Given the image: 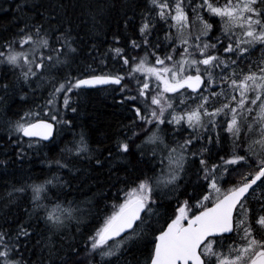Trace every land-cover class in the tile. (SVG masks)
<instances>
[{
  "label": "snow or ice",
  "instance_id": "snow-or-ice-1",
  "mask_svg": "<svg viewBox=\"0 0 264 264\" xmlns=\"http://www.w3.org/2000/svg\"><path fill=\"white\" fill-rule=\"evenodd\" d=\"M70 6L76 5L16 4L34 14L0 42V108L11 97L26 103L40 90L46 95L5 121L15 159L5 152L0 169L23 160L27 150L55 144L89 89L118 94L132 119L106 148H93L83 130L65 145L48 163L67 169L70 179L12 186L0 205V264H119L141 247L143 264H264V0H144L122 12L106 51L95 43L87 50L103 67L77 65L81 48ZM114 6L115 0H96L82 13L99 31ZM65 156L86 161L89 171L107 170L109 187L124 185L114 194L122 193V202L112 204L82 250L68 233L73 224L80 231L93 201L44 203L49 185L63 190L78 174L90 179ZM132 158L144 166L140 175L121 178ZM29 188L26 219L10 220ZM165 198H176V207L156 230L151 222Z\"/></svg>",
  "mask_w": 264,
  "mask_h": 264
},
{
  "label": "trees",
  "instance_id": "trees-1",
  "mask_svg": "<svg viewBox=\"0 0 264 264\" xmlns=\"http://www.w3.org/2000/svg\"><path fill=\"white\" fill-rule=\"evenodd\" d=\"M24 4L25 0H0V42L11 38L12 35L18 30V25L22 26L25 20L31 19L33 12L29 11L28 7H25L23 11H17V3ZM32 0H27V4H31ZM66 3L75 4V7H69L70 19L72 20L73 33L78 37L79 46L81 48L80 56L77 59V65L83 67L86 64H92L93 67H103L99 65L98 61L93 62L87 55V50L91 47L92 43H95L102 53L106 51L109 44L112 43L111 35L117 30L118 21L121 18L123 11L131 12L136 5H143L144 0H115V6L104 13L102 28L99 31L92 30L91 21L86 14L82 13V9L88 4H94L96 0H65ZM111 2V0H110ZM47 3V0H45ZM139 10V9H137ZM132 33L128 32L123 34L124 38L131 36ZM162 36V33H161ZM123 43V39H122ZM135 54V53H130ZM139 55H143L140 51ZM261 57L260 51H255L252 54L253 60H258ZM112 62H110L111 64ZM2 73V70H0ZM43 90L37 92L35 98L29 97L28 101L21 102L18 97L9 98L6 105L0 108V158H4V153L7 152L9 156H14V148L9 147L5 141L6 130L5 121L15 120L23 114L29 107L33 106V99L36 103H40V95ZM46 95V92H43ZM115 97V99H114ZM119 99L118 94L113 93L111 90H99L91 89L80 98V110L78 115L68 113L69 117H74V124L70 129H65L56 137V143L49 145L40 152L34 150H27V156L16 163H11L4 171L0 169V205H2L11 191L12 186H19L20 184H41L46 179H50L53 176H58L62 180L70 179L67 169H59L56 164L48 163L60 158L61 149L65 145H69L74 138H78L79 133L83 130L89 139V142L93 148L98 144L102 147L111 146L114 143V137L122 134L126 130V126L132 119V114L122 107L116 101ZM26 141V139H25ZM139 142L138 140L136 141ZM26 147V145H25ZM67 162L75 168H80L86 172L85 178L79 174L72 180L70 187H64L60 190L58 187L48 186L47 200H44L45 204H48L50 208L57 202L67 206L69 201L80 202L85 199H91L93 201L91 208V214L87 216V222L80 225V231H76V226L73 224L68 233L69 238L75 237V243L83 248V243L87 240L88 235L92 234L96 228L102 226L104 219L112 211L113 203H120L123 200V194L119 195V199L114 197L117 192V188H123V184H118L116 187H109L106 181L108 175L107 170L103 173L96 171H89L86 169V161H80L74 157L65 156ZM162 165H157L156 171L159 172ZM143 165H138L136 159L132 158L131 167L129 171L118 172V175L123 178L127 175L129 180H134L140 175V170ZM152 174L151 171L148 172ZM99 178L101 184H97L96 180ZM194 179V178H193ZM183 184V182H181ZM102 185V186H101ZM190 190V186H189ZM183 187L179 198L183 200ZM103 192V195L101 194ZM42 196L45 193L41 194ZM32 192L29 188L28 191L23 194L11 209V215L8 217L10 220L19 219L24 221L26 219L24 214V208L30 207ZM176 207V198H165L159 208V217H153L152 228L158 230L161 225L165 224V221L170 217ZM34 222V221H33ZM42 227V223L40 225ZM148 239H151L149 234ZM28 255V253H26ZM147 252L140 248L137 250L133 248L130 252L126 253L124 258L119 261V264H143ZM36 259L35 256L32 257Z\"/></svg>",
  "mask_w": 264,
  "mask_h": 264
},
{
  "label": "water",
  "instance_id": "water-1",
  "mask_svg": "<svg viewBox=\"0 0 264 264\" xmlns=\"http://www.w3.org/2000/svg\"><path fill=\"white\" fill-rule=\"evenodd\" d=\"M89 90H91V89H89ZM24 139H26V140H27L28 138H24ZM34 139H38V138H34ZM117 239H118V238H117Z\"/></svg>",
  "mask_w": 264,
  "mask_h": 264
},
{
  "label": "rangeland",
  "instance_id": "rangeland-1",
  "mask_svg": "<svg viewBox=\"0 0 264 264\" xmlns=\"http://www.w3.org/2000/svg\"><path fill=\"white\" fill-rule=\"evenodd\" d=\"M195 27V26H194ZM109 243H112V242H109Z\"/></svg>",
  "mask_w": 264,
  "mask_h": 264
}]
</instances>
